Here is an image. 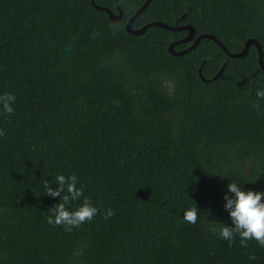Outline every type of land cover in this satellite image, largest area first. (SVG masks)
I'll return each instance as SVG.
<instances>
[{
    "label": "trees",
    "instance_id": "1",
    "mask_svg": "<svg viewBox=\"0 0 264 264\" xmlns=\"http://www.w3.org/2000/svg\"><path fill=\"white\" fill-rule=\"evenodd\" d=\"M145 1L0 0V95L16 97L12 114L0 105V264H264L254 240L245 249L211 230L231 225L232 180L264 192L258 48L234 58L203 38L173 55L187 31L127 30ZM152 21L193 25L233 53L254 38L264 53V0H152L132 27ZM72 173L99 211L65 231L47 222L63 193L43 183Z\"/></svg>",
    "mask_w": 264,
    "mask_h": 264
},
{
    "label": "clouds",
    "instance_id": "2",
    "mask_svg": "<svg viewBox=\"0 0 264 264\" xmlns=\"http://www.w3.org/2000/svg\"><path fill=\"white\" fill-rule=\"evenodd\" d=\"M203 66V65H202ZM256 96L264 99V89L258 90ZM16 97L11 93L0 95V105L2 111L6 114H12L14 108L12 104ZM5 135V131L0 129V137ZM58 187H52V181L44 179L43 187L45 195L51 197H60L63 193L61 202L50 208L51 215L47 222L56 226H64L65 231H71L85 222L92 221L98 214L99 209L93 204L91 198L84 196L83 186L77 187L78 177L75 173L68 176L57 174L54 178ZM227 193L224 199L225 209L228 211L231 225L220 222L212 226V231L220 239L228 241L231 245L235 238H240L242 248L249 247V241H255L257 245L264 248V192L254 190L245 191L242 186L232 180L227 185ZM82 198V199H81ZM80 203L74 210H70L66 205L70 201ZM114 215L112 209L105 213V219ZM199 218V209L197 204L191 205L183 212V220L186 223L195 225ZM250 260H255L254 254H249Z\"/></svg>",
    "mask_w": 264,
    "mask_h": 264
},
{
    "label": "water",
    "instance_id": "3",
    "mask_svg": "<svg viewBox=\"0 0 264 264\" xmlns=\"http://www.w3.org/2000/svg\"><path fill=\"white\" fill-rule=\"evenodd\" d=\"M152 0H146L144 2V4L137 10V12L135 14H133L127 24H126V28L129 32L139 35L144 33L149 27L151 26H161L164 28H168V29H174V30H178V31H188V34L183 37L180 40H176L174 42H172L169 46L170 51L172 52L173 55H184L186 54L188 51L193 50L194 48L197 47V45L200 43V40H202L203 38H210L215 40L216 42L219 43L220 46H222V48L224 49V51L231 57L237 58V57H245L247 55V53L249 52V49L251 47V45H256V47L258 48L259 54H260V63L262 68L264 69V62H263V48L261 46V44L259 43L258 40L254 39V38H250L245 42L244 48L240 51V52H236L233 53L231 51H229V49L224 46L223 42H221L214 34L211 33H202L200 35L197 36V31L195 29V27L193 25L190 24H186V25H181V26H170L167 23L163 22V21H152L149 22L147 24H145L143 27L141 28H136L134 29L132 27V23L134 22V20L138 17V15L149 5V3ZM97 8L101 9V10H105L107 11V13L109 14L110 19L112 20H120L123 17V11L120 8V6H117L118 9V13H114L109 7H104V6H97ZM193 44L191 46H189L188 48H186L185 50H180L177 51L174 49V46H176L179 43H186L189 42L191 40H194ZM205 62V61H204ZM227 63H224L221 70L218 72V74H216L215 76H213L211 79H206L203 75V66H200L199 68V73H200V77L206 81L209 82L211 80H215L216 78H218L221 74V72L224 70L225 66Z\"/></svg>",
    "mask_w": 264,
    "mask_h": 264
},
{
    "label": "flooded vegetation",
    "instance_id": "4",
    "mask_svg": "<svg viewBox=\"0 0 264 264\" xmlns=\"http://www.w3.org/2000/svg\"><path fill=\"white\" fill-rule=\"evenodd\" d=\"M185 25H186V24H185ZM185 31H186V30H185ZM187 34H188V31H187ZM187 34H186V35H187ZM186 35H185V36H186ZM199 35H200V34H199ZM185 36H184V37H185ZM197 36H198V35H197ZM181 39H182V38H181ZM179 40H180V39H179ZM185 49H186V48H185ZM185 49H183V50H185Z\"/></svg>",
    "mask_w": 264,
    "mask_h": 264
}]
</instances>
